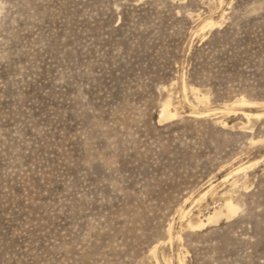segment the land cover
<instances>
[{
  "label": "rangeland",
  "instance_id": "374dc122",
  "mask_svg": "<svg viewBox=\"0 0 264 264\" xmlns=\"http://www.w3.org/2000/svg\"><path fill=\"white\" fill-rule=\"evenodd\" d=\"M191 87L264 102V0H0V264H264V115Z\"/></svg>",
  "mask_w": 264,
  "mask_h": 264
},
{
  "label": "bare ground",
  "instance_id": "6f19581e",
  "mask_svg": "<svg viewBox=\"0 0 264 264\" xmlns=\"http://www.w3.org/2000/svg\"><path fill=\"white\" fill-rule=\"evenodd\" d=\"M216 24H218V22L214 21L212 18L205 19L201 23V25L199 27V31L200 30L202 31L207 27L211 28V27L215 26ZM184 89H185L184 91H186V86H184ZM190 90L192 91V94L194 96V101H195V102L191 103L192 109H193L192 113H195L197 115L198 114L208 115L210 112L216 113V114H217V112H225L228 114L230 112H234V113L239 112L244 118H246L248 124H251L253 121L260 119L264 115V112L258 111L259 108L264 106V102L251 100V99L245 97L244 95H240V96L236 97L230 104L225 103L224 107L222 109L220 108L221 110H219L218 108L217 109L206 108L205 105L208 102V95L206 93L200 91L196 87H191ZM201 106L202 107L205 106V108L204 109H198ZM172 107H173V109H172ZM176 115H177V107L175 106V104L171 100V98L168 97L163 102V105H162V108L160 111L159 121H167V120L173 119ZM220 122L224 125H227V123L223 120H221ZM242 127H245V123H243ZM255 164H256V162L242 163V164L238 165L233 171L235 173L244 172V176H247L246 172L250 168H252ZM225 178H226V176H225ZM226 180H227V178H226ZM242 185H243V183H240L239 178H234L231 182V188L229 187L230 189L228 191H225L222 194V196H223L222 200L223 201L219 205L214 206L213 209L211 211H208L206 214H203V215L198 216V217H194V218H196L194 220L191 217L189 219H187V226L189 228H191L192 230H199V229H202L209 224H216L219 221H221L222 219L230 220L232 217H234L236 215V213H238V211L240 209L239 204L234 201L232 196H230V192L234 191V189H236L237 187L242 186ZM244 187L247 188V186H244ZM213 189L215 190V184L210 183L208 189L203 191L197 200L204 198V196L206 194H208V192H210V191L212 193ZM190 210L191 209L186 210L184 208H181L179 212L181 213L182 217H185V216H187V214H189ZM167 232H168L169 240L171 241L173 235L171 232V225L170 224L167 228ZM177 236H178V238L181 237V235H177ZM156 248L157 247L154 246L153 249L151 250V253H152L153 257L155 256L156 264H160V262L156 256ZM178 264H185L184 256H181L180 254L178 256Z\"/></svg>",
  "mask_w": 264,
  "mask_h": 264
}]
</instances>
